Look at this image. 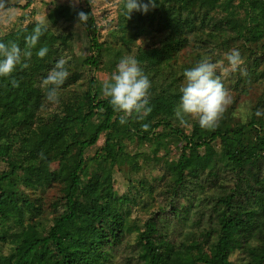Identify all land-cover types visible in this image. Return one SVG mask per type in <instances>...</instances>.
Instances as JSON below:
<instances>
[{"label": "trees", "instance_id": "trees-1", "mask_svg": "<svg viewBox=\"0 0 264 264\" xmlns=\"http://www.w3.org/2000/svg\"><path fill=\"white\" fill-rule=\"evenodd\" d=\"M155 3L130 18L120 11L104 38L91 0H84L78 10L89 13L82 24L87 57L77 55L75 33L63 26L77 21V9L55 5L29 67L13 73L19 87L0 77V264H113L134 233L135 264H264V114L255 115L264 113V0ZM36 21L0 42L27 51L24 37ZM41 47L49 49L43 59L36 55ZM234 48L246 75L238 71L222 83L244 94L261 88L257 101L243 116L228 108L214 130L193 118L187 131L174 111L184 70L205 57L220 63ZM125 56L135 57L151 81L152 111L122 125L91 71L112 74ZM61 58L70 74L54 106L42 81ZM56 163L63 168L45 179L44 165ZM116 172L130 187L122 195ZM47 188L58 190L50 213L38 192ZM143 210L149 217L135 219Z\"/></svg>", "mask_w": 264, "mask_h": 264}, {"label": "clouds", "instance_id": "clouds-1", "mask_svg": "<svg viewBox=\"0 0 264 264\" xmlns=\"http://www.w3.org/2000/svg\"><path fill=\"white\" fill-rule=\"evenodd\" d=\"M75 7L80 0H71ZM126 17L135 11L147 12L150 7H155V0H148L143 3L142 0H121ZM8 0H0V10L6 8ZM89 19V13L79 11L77 13L76 27L86 24ZM48 25L46 18L39 17L36 26L31 34L24 37L26 49L22 53L21 48L15 41L7 44L0 42V77L10 78L12 87H19L20 81L13 77V73L29 67L27 60L31 59L32 52L40 37L47 31ZM49 49L41 47L36 55L43 59ZM23 57V59H22ZM228 67L222 64L213 63L209 57H205L196 63L194 67L185 69L183 72L184 83L180 86V101L176 107L175 116L181 124L186 123V117L198 119L199 126L202 129L214 130L219 126L228 107L233 103V97L224 87L222 79L229 75L240 72L246 75L243 67L244 60L238 49H232L226 54ZM67 61L59 59L54 68L42 81V87L45 89L46 101L51 104L59 103V89L65 83L69 76L66 68ZM220 72L218 75L217 72ZM151 81L139 66L135 57H122L116 65V70L112 73L110 79L102 83L103 95L109 99L113 110L122 113L119 116L120 124H126L130 118L137 121H143L152 111L149 107V97ZM44 105H42L43 107ZM259 110L255 115L260 116ZM143 131H148L149 124L141 125Z\"/></svg>", "mask_w": 264, "mask_h": 264}, {"label": "rangeland", "instance_id": "rangeland-1", "mask_svg": "<svg viewBox=\"0 0 264 264\" xmlns=\"http://www.w3.org/2000/svg\"><path fill=\"white\" fill-rule=\"evenodd\" d=\"M92 2V10L97 19L98 26L101 28V33L104 38H106L109 32L117 25L119 12L124 10L123 4L121 0H91ZM16 4H19L21 7H15ZM26 4V0H8L7 6L5 9L0 10V37L5 35L6 33L10 32L13 29H16L20 26H25L30 22L36 21L39 17H44L47 20V16L49 11L55 5H69L72 6L71 0H34L33 5L25 10L22 8L23 5ZM84 0H80L78 4L75 5L77 9V13L79 12L78 9L84 7ZM77 21L73 23H65L63 26L66 30H72L75 33V52L80 57H87L91 54V49L89 48V39L87 32L85 31L84 26L81 24L76 27ZM185 62H188L190 58L182 57ZM219 64H222L225 68L228 67V62L226 60V56H223L222 61ZM219 72V70H218ZM91 74L98 80L99 84L102 85L103 81L106 79L111 78V73L106 70L91 71ZM220 72L218 73V75ZM237 73L229 75L227 78H224L226 83L229 80H235ZM229 94L233 97V103L228 107L234 106L236 113L238 116H243L247 113L249 106L257 101V97L260 95V89H255L250 91L249 94H244L241 91L237 92L229 87L226 88ZM87 101L84 98L81 105L77 108V113L84 115L87 112L88 106ZM57 106V104H54ZM103 116L100 115L97 120H95L92 129L96 128L98 124H100ZM193 117L189 116L186 117V123H184V127L187 131L191 130ZM104 144V138L100 140L98 143V147L92 148L88 154L90 156L94 155L97 148L101 147ZM5 165L0 164V170L4 169ZM43 176L44 178H50L55 171L61 170L63 168L60 164H53V165H44ZM115 190L122 195L123 193L127 192L130 188L129 184L123 177V175L119 172H116L115 176H113ZM109 182V178H108ZM46 185V182L43 184ZM42 187L40 190L42 191ZM38 191L40 195H43L47 200V209L49 213L52 212L51 204L57 199L58 197V190H53L51 188H47L43 193ZM156 208V207H155ZM135 219L145 220L149 217L148 211H135L134 212ZM135 254V233L128 237L124 246L120 249L118 255L114 258L113 264H135L132 256ZM207 254L205 255V257Z\"/></svg>", "mask_w": 264, "mask_h": 264}]
</instances>
